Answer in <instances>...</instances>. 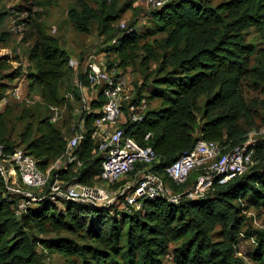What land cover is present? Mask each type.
<instances>
[{
    "label": "trees",
    "instance_id": "obj_1",
    "mask_svg": "<svg viewBox=\"0 0 264 264\" xmlns=\"http://www.w3.org/2000/svg\"><path fill=\"white\" fill-rule=\"evenodd\" d=\"M82 4L86 11L72 10V17L85 31L86 15L96 16V12L85 2ZM148 17L154 28L168 32L165 44L171 52L161 57L153 44L143 46L144 63L160 58L161 62L153 78L145 77L144 87H137L136 100L159 98L161 104L149 108L142 122L128 123L125 128L142 143L144 135L151 132L145 143L154 148L158 160L148 171L161 175L181 194V199L172 202L163 197L145 198L142 208L132 211L118 210L116 203L97 206L64 199L62 211L46 197L17 215L15 202L6 194L0 175V264H43L38 242L66 256L69 261L64 264H168L165 257L171 249L178 264H249L237 255L235 245L247 219V206L264 209V140L257 141L256 162L245 174L225 185L214 184L204 197H187L189 183L196 182L198 171L184 184H176L165 171L200 139L219 141L224 151L247 139L254 119L244 96L243 81L264 78V65L261 60L251 64L256 47L246 41L245 30L255 26L264 33V0H224L216 5L210 0H172L152 9ZM119 18L117 10L100 15L108 32L114 31L113 23ZM131 25L123 29L112 46L121 58L120 66L129 65L137 49L139 33L135 24ZM34 28L35 39L28 54L33 67L30 78L41 87L46 104L59 105L65 100L60 94L61 85L74 72L69 66L70 55L40 25L35 23ZM114 64L108 61L109 67ZM80 79L88 83L85 74ZM147 88L150 92L144 95L141 90ZM5 90L6 86L1 85L0 101ZM70 90L79 96L76 86ZM202 96L206 98L200 105ZM102 105L100 92L92 106ZM85 116L88 132L75 150L83 164L76 170L59 173L67 180L93 183L103 156L93 153L95 143L90 136L97 113ZM1 117L0 113V143L7 150L24 146L41 168L65 152L67 139L50 117L39 120L36 134L29 123L19 134V143L6 135ZM142 168L138 164L130 175L138 174ZM48 225L87 240L33 236V226L43 229ZM218 226L221 239L214 238ZM256 241L249 257L253 264H264V232L257 235Z\"/></svg>",
    "mask_w": 264,
    "mask_h": 264
},
{
    "label": "built area",
    "instance_id": "obj_2",
    "mask_svg": "<svg viewBox=\"0 0 264 264\" xmlns=\"http://www.w3.org/2000/svg\"><path fill=\"white\" fill-rule=\"evenodd\" d=\"M153 9L160 8L172 0H141ZM125 29V23H121ZM117 42V39H114ZM114 64L91 59L80 71V62L70 58L69 66L76 75V86L84 109L79 111L76 132L67 139L65 152L46 168H41L38 159L24 146H17L9 151L0 143V175L6 194L15 202L17 215L29 206L35 205L43 198L67 199L90 203L97 206H109L121 201L126 211L140 209L145 198L163 197L172 202H179L181 194L161 175L148 171V167L158 160L157 153L151 145L146 144L151 136L147 132L144 143L127 132L128 123L142 122L148 110L145 98L136 100L137 92L129 87L120 69ZM85 74L88 83L81 81ZM88 90L93 91L90 97ZM103 96V105L94 108L92 102ZM59 105H50L57 120ZM97 113L91 126L90 136L95 143L93 153L103 156L101 170L93 177V183L79 182L61 177L62 170H76L83 164L76 148L85 140L88 129L86 116ZM264 140V125L252 129L247 139L226 151L219 141L200 139L192 150L188 151L166 168L165 173L176 183L184 184L190 175L198 171L196 182L187 189V197H204L214 184L225 185L231 180L245 174L254 164L256 143ZM138 164L143 168L138 171L139 178L134 183L126 182L129 174ZM117 186V194L115 187Z\"/></svg>",
    "mask_w": 264,
    "mask_h": 264
},
{
    "label": "rangeland",
    "instance_id": "obj_3",
    "mask_svg": "<svg viewBox=\"0 0 264 264\" xmlns=\"http://www.w3.org/2000/svg\"><path fill=\"white\" fill-rule=\"evenodd\" d=\"M82 1L96 12V16L86 15L88 29L85 31L78 28V24L72 17V10L79 13L82 10L86 11ZM210 1L216 5L224 0ZM152 9L150 4L141 0H107L106 4L103 0H0V86H6L4 98L0 101V113L6 135L19 143V134L29 123L34 127V134H36L35 130L39 120L55 115V112L43 100L41 87L30 78L29 74L33 69L28 54L35 39V23L54 36L68 51L70 58L79 60L80 71L91 59L114 62L118 64L121 75L125 77L129 87L137 92L138 86L144 87L145 77L148 76V80L153 78L161 62L160 58L158 61L152 60L144 63L143 46L153 44L161 57L166 52H171V47L165 44L168 32L154 28V23L151 19L149 20V12ZM108 10H117L120 14L119 20L113 23L114 31L110 32L100 19L101 13ZM121 23H125L126 27L135 24L134 27L139 33L137 49L127 66L119 65L121 58L118 52L112 50L115 44L114 39H117L123 32ZM245 39L256 47L251 57V64H257L261 60L264 65L263 31L252 26L245 30ZM74 86H76L75 72L61 85L60 94L65 100L59 104L57 120L54 122L57 128L62 129L66 139L76 132L73 126L77 124L79 111L84 109L79 98L80 94L76 96L70 90ZM149 90L147 88L141 92L146 95L150 92ZM243 91L250 106V114L254 119L252 129L260 128L264 124V78L245 79ZM88 94L91 97L93 91L88 90ZM205 98V96L201 97L200 105L204 104ZM146 101L148 109L161 104L159 98ZM139 175L129 174L126 182L134 183ZM191 185L189 183L188 187L190 188ZM117 190L116 186L113 194H117ZM53 202L60 210H64L66 205L64 199H54ZM115 203L118 210L125 208L121 202ZM244 214L247 219L241 228L235 247L237 255L245 258L249 264H253L249 255L257 245V235L264 232V209L248 205ZM31 230L33 236L37 238L67 236L78 241L87 240L85 236L78 237L66 230H53L50 225L43 229L33 226ZM220 230L221 227L218 226L214 234L215 239L222 238ZM36 246L43 264H64L69 261L63 254L43 248L39 242ZM172 255L171 249L165 261L168 264H178L173 260ZM79 264H82L81 261Z\"/></svg>",
    "mask_w": 264,
    "mask_h": 264
}]
</instances>
